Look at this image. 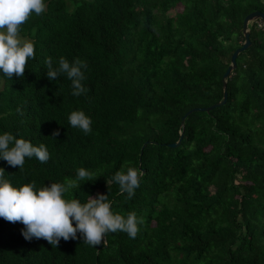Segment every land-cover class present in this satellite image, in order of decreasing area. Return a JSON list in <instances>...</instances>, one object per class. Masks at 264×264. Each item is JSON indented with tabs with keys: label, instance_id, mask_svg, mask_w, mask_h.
<instances>
[{
	"label": "trees",
	"instance_id": "1",
	"mask_svg": "<svg viewBox=\"0 0 264 264\" xmlns=\"http://www.w3.org/2000/svg\"><path fill=\"white\" fill-rule=\"evenodd\" d=\"M44 3L46 11L21 27L35 45L24 77L0 73V134L43 143L50 159L26 158L18 169L0 158L4 179L39 189L86 168L93 181H80L66 199L107 194L114 214L135 212L143 223L134 239L117 231L93 247L77 233L55 248L26 241L22 224L0 218V264H264L261 18L248 24L249 45L228 74L224 103L181 123L189 109L222 99L243 19L264 13V0ZM49 57L54 66L60 57L84 62L88 91L71 95L65 75L48 80ZM73 111L91 118L89 134L70 126ZM128 167L143 173L131 199L111 180Z\"/></svg>",
	"mask_w": 264,
	"mask_h": 264
},
{
	"label": "clouds",
	"instance_id": "2",
	"mask_svg": "<svg viewBox=\"0 0 264 264\" xmlns=\"http://www.w3.org/2000/svg\"><path fill=\"white\" fill-rule=\"evenodd\" d=\"M45 11L44 0H0V73L6 80L11 81L13 77L22 79L28 61L35 59V45L22 38L21 27L33 14L40 16ZM45 65L48 80L65 75L71 81V95L79 97L88 91L82 84L86 78L82 69L87 65L81 60L69 63L60 57L58 66H54L49 57ZM68 122L85 135L92 131V120L83 111L71 112ZM58 134L54 132L53 136ZM33 157L40 163H47L50 154L43 143L37 146L8 132L0 134V158L9 166L22 169L25 159ZM142 175L138 168L128 167L126 171H117L111 180L119 186L121 194L127 193L131 199L140 186ZM93 177L94 174L86 168H78L75 178L64 183H50L39 189L35 182L16 187L4 179V169L0 168V218L22 224L21 235L26 241L43 239L55 248L61 239L76 240L77 233L85 244L93 247H99L108 233L117 231L134 239L143 219L138 218L135 212H129L126 218L114 214L107 194L88 196L83 203L75 198H65L71 189L80 187V181H93Z\"/></svg>",
	"mask_w": 264,
	"mask_h": 264
},
{
	"label": "water",
	"instance_id": "3",
	"mask_svg": "<svg viewBox=\"0 0 264 264\" xmlns=\"http://www.w3.org/2000/svg\"><path fill=\"white\" fill-rule=\"evenodd\" d=\"M261 18L264 21V13H262L259 10H254L249 12L247 15H245L243 22H242V33L244 36V40L242 42V44L235 48L234 51L232 52L231 56H230V63L228 64L226 70L224 71L223 75H222V84H223V96L222 99L214 102L210 105L207 106H200V107H193L191 109H189L188 111H186V113L182 116L181 118V123L183 122V118L186 114H188L189 112L193 111V110H209L214 106L220 105L222 103H224L225 99H226V79L228 77V74L231 72V70L236 66V56L238 55V53L240 51H242L243 49H245L248 45H249V30H248V24L251 20L254 19H258ZM181 137L178 138V140L174 143H172V145H177L180 141ZM145 145V142L143 143L142 147ZM142 149L140 150L141 153Z\"/></svg>",
	"mask_w": 264,
	"mask_h": 264
},
{
	"label": "rangeland",
	"instance_id": "4",
	"mask_svg": "<svg viewBox=\"0 0 264 264\" xmlns=\"http://www.w3.org/2000/svg\"><path fill=\"white\" fill-rule=\"evenodd\" d=\"M180 9V6L178 5V6H176V10H179Z\"/></svg>",
	"mask_w": 264,
	"mask_h": 264
},
{
	"label": "built area",
	"instance_id": "5",
	"mask_svg": "<svg viewBox=\"0 0 264 264\" xmlns=\"http://www.w3.org/2000/svg\"><path fill=\"white\" fill-rule=\"evenodd\" d=\"M258 25H261V23H258Z\"/></svg>",
	"mask_w": 264,
	"mask_h": 264
}]
</instances>
